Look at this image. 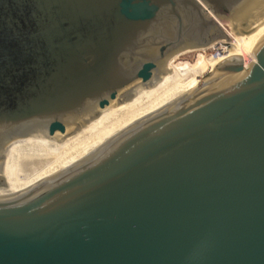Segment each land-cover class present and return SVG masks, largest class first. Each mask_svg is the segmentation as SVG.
<instances>
[{
	"label": "water",
	"instance_id": "1",
	"mask_svg": "<svg viewBox=\"0 0 264 264\" xmlns=\"http://www.w3.org/2000/svg\"><path fill=\"white\" fill-rule=\"evenodd\" d=\"M260 1L0 0V170L8 150L44 148L184 70L0 193V264H264V37L254 61L190 79Z\"/></svg>",
	"mask_w": 264,
	"mask_h": 264
},
{
	"label": "bare ground",
	"instance_id": "2",
	"mask_svg": "<svg viewBox=\"0 0 264 264\" xmlns=\"http://www.w3.org/2000/svg\"><path fill=\"white\" fill-rule=\"evenodd\" d=\"M263 4L264 0H261L254 8L244 12L234 24H230L235 38L232 43L219 42L199 51L191 66L192 90L213 73L216 65L227 58L239 56L245 65L254 61L252 52L264 37ZM229 36L231 37L230 33ZM211 50L218 52L220 56L215 58L209 55L207 52ZM183 72L184 70L179 69L173 75L132 93L111 112L44 148L21 144L8 150L0 170V178L3 179L0 193L35 184L63 161L115 128L143 104L171 87Z\"/></svg>",
	"mask_w": 264,
	"mask_h": 264
},
{
	"label": "rangeland",
	"instance_id": "3",
	"mask_svg": "<svg viewBox=\"0 0 264 264\" xmlns=\"http://www.w3.org/2000/svg\"><path fill=\"white\" fill-rule=\"evenodd\" d=\"M263 5H264V4H263ZM262 7H264V6H261V8H262ZM262 9H263V8H262ZM258 10H259V9H258ZM258 10H257V11H258ZM224 27H225V30L227 31V33H228V34H229V33L231 34V37H230L229 42L232 43V42L234 41V39H235L234 36L232 35V34H234V33H232V28H231L230 24L224 25ZM226 27H227V28H226ZM209 48H210V47H209ZM207 49H208V48H207ZM207 53H208L209 55L211 54V55H212L213 57H215V58H217V57L220 56L218 52H216V51L214 52V51H212V50H211V51H208ZM249 60H250V59H249Z\"/></svg>",
	"mask_w": 264,
	"mask_h": 264
}]
</instances>
